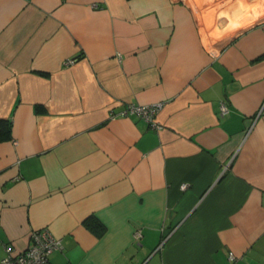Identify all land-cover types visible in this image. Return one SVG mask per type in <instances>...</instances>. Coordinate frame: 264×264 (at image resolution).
I'll use <instances>...</instances> for the list:
<instances>
[{"label": "crops", "instance_id": "0c3cea01", "mask_svg": "<svg viewBox=\"0 0 264 264\" xmlns=\"http://www.w3.org/2000/svg\"><path fill=\"white\" fill-rule=\"evenodd\" d=\"M0 119V258L264 264V0H0Z\"/></svg>", "mask_w": 264, "mask_h": 264}, {"label": "built area", "instance_id": "2783aa9c", "mask_svg": "<svg viewBox=\"0 0 264 264\" xmlns=\"http://www.w3.org/2000/svg\"><path fill=\"white\" fill-rule=\"evenodd\" d=\"M162 103L152 104H126L119 112L120 115H137L143 118L152 129L160 127L156 114L161 108ZM221 111L226 112V106L222 104ZM185 185H182L184 188ZM141 236L140 230L134 232V238L137 240ZM61 247V239L56 237L48 227L35 229L30 234L28 246L16 252L11 246L6 245L5 255L0 258V264H48L50 254ZM228 258L231 263L236 260V255L229 252Z\"/></svg>", "mask_w": 264, "mask_h": 264}, {"label": "trees", "instance_id": "16d2710c", "mask_svg": "<svg viewBox=\"0 0 264 264\" xmlns=\"http://www.w3.org/2000/svg\"><path fill=\"white\" fill-rule=\"evenodd\" d=\"M10 133L11 121L8 119H0V139L10 138ZM84 224L97 235H100L104 230L103 225L95 217L86 218Z\"/></svg>", "mask_w": 264, "mask_h": 264}]
</instances>
